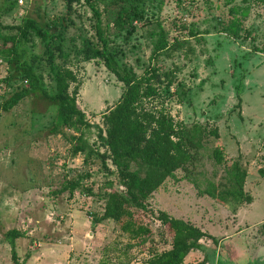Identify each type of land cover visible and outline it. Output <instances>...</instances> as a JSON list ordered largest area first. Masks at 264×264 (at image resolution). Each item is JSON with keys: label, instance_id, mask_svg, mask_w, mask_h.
Segmentation results:
<instances>
[{"label": "rangeland", "instance_id": "374dc122", "mask_svg": "<svg viewBox=\"0 0 264 264\" xmlns=\"http://www.w3.org/2000/svg\"><path fill=\"white\" fill-rule=\"evenodd\" d=\"M21 1L0 0L2 24L16 25L24 17L51 23L65 14L64 0ZM232 4L247 6L242 29L249 38L243 37L244 31L239 37L220 31ZM97 6L116 59L144 80L141 87L148 84L154 91L140 98L138 109L169 114L188 133L194 128L200 133L185 170L176 169L173 177L166 178L150 194L147 207L153 214L164 210L188 220L216 239L215 243L201 238L203 250L189 251L186 264L204 255V264H264L260 227L264 176L258 172L264 170V54L252 50V46H264V8L241 0H142L146 22H133V29L115 33L110 16L101 11L100 3ZM93 21L84 0L71 1L64 27L56 25L54 39L48 40L52 64L32 32L20 40L47 91L53 88L54 66L74 73L77 108L88 123L102 127V114L119 96L121 82L99 59L84 55L83 43L94 41ZM156 24L165 31L168 45L151 56ZM15 31L3 29L7 34ZM0 60L3 79L8 67L6 58L0 55ZM239 79V106L234 107ZM23 85L17 80L0 81V101ZM73 85L69 84V90ZM53 116L54 105L32 94L0 112V264H10L3 239L9 228L24 232L15 239L18 257L29 254L24 264H144V250L127 248V236L116 223L94 221L102 210L104 181H115L116 169L108 158L102 166L94 155L85 160L83 152L72 155L67 137L81 133L99 153L105 147L96 138V128L71 126L63 128V134H53L49 132ZM215 146L222 149L219 163L210 156ZM234 161L246 172L242 189L250 195L249 202L224 192ZM75 179L78 186L71 194L53 193L61 183ZM148 217L152 227L157 224Z\"/></svg>", "mask_w": 264, "mask_h": 264}, {"label": "trees", "instance_id": "16d2710c", "mask_svg": "<svg viewBox=\"0 0 264 264\" xmlns=\"http://www.w3.org/2000/svg\"><path fill=\"white\" fill-rule=\"evenodd\" d=\"M64 1L65 14L63 17L52 20L51 23H41L30 17H24L16 25H4L0 22V55L6 58L8 67L5 77L0 81L7 83L17 80L25 83L0 101V112L10 110L18 101L32 94L47 99L54 105V116L49 127L50 133L63 134L62 129L71 126L75 128L95 127L96 138L105 147L99 153L90 148L82 139L81 133L67 137L72 142V155L83 152L84 160L94 155L100 159L102 166H104V159L108 158L116 169V180L104 181L106 190L102 210L94 221L110 219L116 223L119 231L127 236L129 241L127 248L138 247L144 250L146 254L144 264H186L183 260L189 251L203 250L199 242L201 238H209L211 242H215L216 239L188 220L169 215L164 210H158L153 214L147 207V200L166 178L173 177L176 169L185 170V165L192 157L190 150L198 145L196 141L200 138L199 130L194 128L188 133L180 124L174 122L169 114L138 109L140 98L151 96L154 91L148 84L141 87L144 80L136 75L131 67L116 59L108 47V40L97 6L98 3L102 5L101 11L110 16L111 26L115 33H119L127 28L128 31L133 29V22L142 20L146 22L140 7L142 0H84L94 18L92 24L94 41L83 43L84 55L87 58L99 59L104 68L121 82L119 96L102 114V127L88 123L83 112L77 108L75 96L78 85L74 73L68 67L54 66L51 75L53 88L52 91H47L40 75L33 71L31 61L27 58L20 40H25V37L32 32L42 42L48 62L52 64L48 40L52 42L51 40L54 39L56 25H59V28L64 27V17L68 18L71 11L72 0ZM241 1L243 3L253 2L264 8V0ZM247 12L246 5H230L228 19L221 23L220 31L231 37H239L240 32L244 31L242 24ZM156 26L157 30L154 31L156 38L152 44L151 56L158 54L168 45L165 31L159 24ZM5 28H13L16 31L7 34L3 32ZM244 33L243 37L249 38L250 34L247 31ZM51 46L58 49L56 44ZM252 50L261 51L264 54V46L259 48L252 46ZM164 74L168 73L164 72ZM70 83H74L71 90H69ZM240 84L241 79L234 88L237 99L234 107L239 106ZM237 116L240 118L239 112ZM211 132L213 135L217 134L214 129ZM210 156L214 162H221V147H213ZM258 172L259 175L264 176L263 169H258ZM245 173L238 163L232 162L228 175L230 185L224 192L234 199L249 202L250 195L244 193L242 189ZM77 186V179L67 180L61 183L53 193L71 194ZM86 191L88 192V189ZM208 194L213 196L211 190H208ZM148 216L157 221L153 227ZM260 227L264 234V220L260 223ZM23 235L24 232L17 228L4 231L3 239L8 245L10 264H24L29 256L26 253L19 258L16 252L15 239ZM159 245L163 246L159 248ZM208 259L211 262L210 258ZM206 260V255H204L202 259L192 264H204Z\"/></svg>", "mask_w": 264, "mask_h": 264}, {"label": "built area", "instance_id": "2783aa9c", "mask_svg": "<svg viewBox=\"0 0 264 264\" xmlns=\"http://www.w3.org/2000/svg\"><path fill=\"white\" fill-rule=\"evenodd\" d=\"M19 2V4L22 2L21 0H17ZM1 61V60H0Z\"/></svg>", "mask_w": 264, "mask_h": 264}, {"label": "crops", "instance_id": "0c3cea01", "mask_svg": "<svg viewBox=\"0 0 264 264\" xmlns=\"http://www.w3.org/2000/svg\"><path fill=\"white\" fill-rule=\"evenodd\" d=\"M183 219V218H182ZM201 229V228H200ZM202 230V229H201ZM203 231V230H202ZM218 243V242H217ZM210 257V256H209ZM183 262L185 263V261L183 260Z\"/></svg>", "mask_w": 264, "mask_h": 264}]
</instances>
